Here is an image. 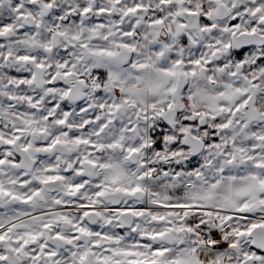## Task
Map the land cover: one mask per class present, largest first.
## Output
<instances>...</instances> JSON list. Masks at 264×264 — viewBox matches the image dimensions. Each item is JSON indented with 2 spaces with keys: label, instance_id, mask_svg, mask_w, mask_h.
Wrapping results in <instances>:
<instances>
[{
  "label": "snow or ice",
  "instance_id": "6c2138e0",
  "mask_svg": "<svg viewBox=\"0 0 264 264\" xmlns=\"http://www.w3.org/2000/svg\"><path fill=\"white\" fill-rule=\"evenodd\" d=\"M0 264H264V0H0Z\"/></svg>",
  "mask_w": 264,
  "mask_h": 264
}]
</instances>
